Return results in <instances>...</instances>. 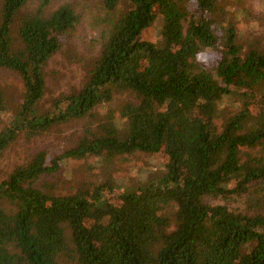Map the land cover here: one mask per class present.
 Returning <instances> with one entry per match:
<instances>
[{
	"label": "trees",
	"instance_id": "16d2710c",
	"mask_svg": "<svg viewBox=\"0 0 264 264\" xmlns=\"http://www.w3.org/2000/svg\"><path fill=\"white\" fill-rule=\"evenodd\" d=\"M32 1L0 5V69L24 89L12 112L0 87V162L19 139L98 123L75 147L0 178V264H264V44L242 45L220 0H95L99 54L47 111L48 66L80 16L71 5L46 14L47 0L22 13ZM122 93L133 99L97 112ZM136 153L166 162L132 191L108 179L62 196L42 183L66 162L107 167Z\"/></svg>",
	"mask_w": 264,
	"mask_h": 264
},
{
	"label": "rangeland",
	"instance_id": "374dc122",
	"mask_svg": "<svg viewBox=\"0 0 264 264\" xmlns=\"http://www.w3.org/2000/svg\"><path fill=\"white\" fill-rule=\"evenodd\" d=\"M44 1L46 0H33L22 13H36ZM47 1L44 9L46 14L62 5H71L80 16L77 29L68 37L63 50L48 66L49 88L43 102L44 109L48 111L56 96L80 88L85 81L100 51L97 41L105 14L99 1L95 0ZM219 5L224 13V20L236 23L242 45H247L249 41L264 44V0H220ZM214 57L213 52H208L203 54L200 60L210 66ZM0 87L9 97L11 111H17L24 92L21 78L11 71L0 69ZM237 98L233 96L232 100L237 101ZM132 99L133 97L125 93L118 94L113 103L97 112L107 113L111 107L115 108ZM94 116L96 115L62 124L33 140L19 139L1 159L0 178L6 177L15 167L28 163L38 152H46L50 160L75 147L87 131L95 130L98 118ZM165 162L164 154L145 153L118 157L107 167L102 166L101 162L94 164L89 160H73L63 164L59 172L44 177L42 183H47L57 195L62 196L75 193L83 182L103 184L108 179L115 180L118 187H121L120 191H132L140 182L144 183L147 177L159 172ZM115 197V194H110L111 200H115ZM208 202L212 205L224 203L218 199H209ZM244 203L245 200L236 198L228 202L233 209H244Z\"/></svg>",
	"mask_w": 264,
	"mask_h": 264
}]
</instances>
